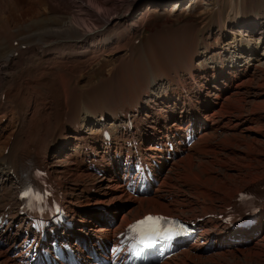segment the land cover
<instances>
[{
	"label": "bare ground",
	"instance_id": "bare-ground-1",
	"mask_svg": "<svg viewBox=\"0 0 264 264\" xmlns=\"http://www.w3.org/2000/svg\"><path fill=\"white\" fill-rule=\"evenodd\" d=\"M153 1L160 0H38L35 7L27 6L21 13L17 10L15 16L12 14L17 18L14 21H18L16 28L11 34L0 33V115L5 119L7 112L14 114L15 124L12 121L14 130L7 142L8 153L1 159L10 161L17 172L33 143L42 152L38 157L45 159L47 166L58 175L79 159L93 163L98 160L102 164L94 125L101 126L99 120L103 113L115 112L123 106H139L140 115H145L141 117L139 131H124V134L141 133L146 139L142 147L146 154L154 150L151 138L172 136L171 141L178 143L185 139L180 133L183 127L193 129L195 140L188 150L183 153L176 145L175 158L160 165L161 173L167 170L168 176L174 173L175 166L180 167L185 173L184 179L180 183L172 179L175 189L168 195L134 200L124 199L117 177L92 179L81 175L92 180L102 192H95L89 201L80 203L73 192H66V202L73 214L94 217L95 213L88 209L90 206H101L108 211V204L116 203L109 210L114 227L104 219L96 218L93 222L81 218L77 221L79 231L88 234V239L107 236L112 229L118 231L144 213H169L173 208L169 196H174L184 202L185 211L189 209L195 217L207 216L200 223L204 232L175 256L174 264H195L194 260L199 264H264V202L261 218L249 230L230 229L221 223L218 214L219 207L230 205L236 192L249 191L246 187L249 182L258 181L256 188L262 186L264 195V101L254 102L264 97L261 91L264 88V26L256 32V22L242 23L236 9L235 12L230 9L235 17L233 27L227 29L225 23L221 25L215 42H204L203 59L196 64L198 46L189 42L188 31L194 25L156 29L145 40L139 35L135 42L137 29L144 26ZM146 3L148 6L144 8ZM14 7L16 10V6L10 8ZM11 9L9 14L13 12ZM0 21L6 20L0 18ZM229 31L231 39L223 41ZM187 44L190 47L185 49ZM122 49L127 52L125 57L119 59L120 64L113 66L105 78H98L88 88L80 84L83 75L88 80L93 76L85 68L94 59ZM246 50L256 65L247 60ZM147 63L149 69L144 71ZM178 72L195 83L194 92L200 97L192 106L191 120H185L186 108L177 115L173 111L178 101L172 100L170 90L179 78ZM255 72L261 74L260 80L251 83ZM191 81L188 83L192 84ZM160 88H164L160 94L152 93ZM246 94L254 100L247 111ZM144 107L148 109L145 111ZM216 130L220 131V138L210 143L209 134L215 135ZM234 140L241 148L235 147L232 156L240 163L228 169L232 165L228 159L230 153L224 157L220 150ZM72 142L74 149L69 148ZM86 145L92 149L84 150ZM64 160H70L69 164ZM199 167L204 169L200 171ZM64 184L61 182L62 187ZM70 189H74V184ZM255 190L251 187V191ZM81 203L84 207L80 209ZM133 203L139 208L137 212L130 211ZM211 250L216 253L213 257L203 260L197 256L199 251L205 254ZM10 253L8 246L0 247V264H15Z\"/></svg>",
	"mask_w": 264,
	"mask_h": 264
},
{
	"label": "rangeland",
	"instance_id": "rangeland-1",
	"mask_svg": "<svg viewBox=\"0 0 264 264\" xmlns=\"http://www.w3.org/2000/svg\"><path fill=\"white\" fill-rule=\"evenodd\" d=\"M36 1H38V0H0V18H2L3 21L6 20L5 22L0 21V33L5 34V35L11 34V32H13V30L16 28V25L18 22V21H14V20H17V18H13L12 14L15 13L14 14V16H15L16 12H18L17 10H21L18 12V13H21L23 10H25L27 8V6L30 7V6L34 5L33 7H35L37 5ZM12 5L16 6L17 9L15 10V7L11 9L10 7H12ZM147 6H148V4L146 3L144 8ZM151 6H152V8L149 10V13L146 15L144 26L142 28L137 29L138 33H136L137 37L135 38V41L137 42V40L140 38L139 35H142V40H145L147 38L146 37L147 34H150V33H152V31H154L156 29H161L163 27L173 26V25L178 26V27H181L182 25L183 26L184 25H194L192 27V29H190L188 31L191 34L190 38H189L190 39L189 42H195L196 45L198 46V48H197L198 52H195L197 57H195V59H194L196 64H198L200 62V60L203 59L202 51L204 49V42H209V43L213 44L215 42V38L217 37L216 34L219 32L221 25H223L224 23H225L227 29L229 27H233V22L235 21V17L231 13L230 9H233L234 12L236 9V13H239L241 15L242 23L256 22V24H255V27H256L255 31L256 32L259 31V29H260L259 27H261V25L264 26V0H160L159 2H154V1L151 2V4H149V7H151ZM10 9H11V12L13 11L11 14H9ZM4 13H6L8 15H6ZM17 16H19V15H17ZM260 17L263 20L260 21L259 20ZM19 18H21V17L19 16ZM25 18H27V16L24 17L23 20H25ZM21 20H22V18H21ZM13 22L15 24H13ZM2 23H5L6 25H3ZM7 23H9V24H7ZM185 28H190V27L185 26ZM231 31H229L230 33H226L225 37L223 36V41L231 39V37H232ZM16 42H17V40L13 41L14 44H16ZM184 46H186V45H184ZM188 47H190V45L187 44L185 49H187ZM125 52L126 51L122 49L121 51L116 52L114 54H109L106 57L105 56H101V57L99 56L98 60L94 59L93 62H91V65L89 67L85 68L86 72H89V74H91V72H92L93 76L91 77L90 80H88V79H86V75H83V78L80 79L81 80L80 84L85 85V87L88 88V87L92 86V84L95 83L98 80V78L99 79L105 78L107 76L108 71L111 68H113V66L120 64L119 59L122 56L125 57ZM245 53L247 56L248 55L247 50ZM250 57H251V55H248L246 57L247 60L251 64L256 65L257 62L252 61V58H250ZM145 65H147V66L144 67V71H147L149 69L148 63ZM83 71H85V70H83ZM181 72H183V71H181ZM181 72L180 73L178 72L180 74V77L184 76L183 73H181ZM255 74L256 75H255L254 79L252 81H250L251 83H256L257 81L260 80L261 74H259L258 72H255ZM181 81H182V83H186L185 89L188 90V92H192L193 90H195V88H196L195 83H193L187 76H184V78ZM188 81H191L192 84L188 83ZM166 87L167 86L165 85L164 88H166ZM164 88H160V89L156 90V92H155V90H153L152 93L153 94L154 93L160 94L159 92H162V90ZM262 89L263 90H261V91L264 92V88H262ZM100 90H101V87H100ZM247 95H248V97H247ZM249 96H250V94H246L247 98L245 97L246 103H244L245 104L244 107H245L246 111L251 108V106H252L250 104L251 101H254V100L250 99L251 97L249 98ZM262 101H264V97L261 101L257 100L254 102H262ZM231 102H233V101H231ZM231 102H229V103L231 104ZM144 108H145V111H146V109H148L147 107H144ZM232 110H233V108L231 109V111ZM1 115H0V161H2L1 156L6 154V152L4 153L6 146H8V147L10 146V144H7V142L9 141V139L12 136V132L14 130V128H12V126L15 124L14 120H13L14 114L12 115V113L7 112V115H5V117H6L5 119H1L2 118ZM12 121L14 124L12 123ZM5 125H7L6 126L7 129L4 127ZM90 126H92V125H90ZM98 130H99V128H98ZM218 134H220L219 130H216L215 135L209 134V136L211 138L208 141L210 143L217 142V140L220 138L219 137L220 135H218ZM225 137L229 138V135H227ZM235 142H237V141L234 140L230 144V142L228 141V146H226L225 149H221L222 151L220 150V153L224 157L227 156L228 153H230L228 159H229V163H232V165L228 166V167H230L228 169H231V167H233V165L240 163V162L238 163V161H240V160L235 155L232 156V151H235V147L241 148ZM31 145L34 146V148H35V144L32 143ZM74 145L75 144L73 142L70 143L69 148L74 149L75 148ZM230 145H231V147H230ZM29 149H30V146H29ZM8 150H9V148H8ZM237 150H239V149H237ZM37 154H38V156L40 154H42L41 150H39ZM193 161L195 162V161H197V159H193ZM67 162L69 164L70 160H66V161L64 160L65 164H67ZM76 162H77V164H76ZM76 162H74V164H75L74 165L73 161H72L70 164L71 167L69 168L70 170L68 169V167H65L64 171L61 174H59V177H61L60 178L61 181L65 182L64 186L66 188H68L69 190H71L73 193L75 192V189H76L75 187L78 184L79 178H81L80 177L81 176V172H80L81 163H80V160H79V162L78 161H76ZM77 168H78V170H77ZM199 168H200V171H202L204 169L203 167H199ZM184 174L185 173L182 172V169H180V167L178 169H176V166H175V171H174V173H172L173 177H171L172 175H169L165 178L166 182L164 185L166 187H163V188H165L167 190L166 192H171L172 188L175 189L171 185L172 179L175 181L177 180L176 182L182 181L184 179L183 178ZM181 175H183V176H181ZM73 176H74V179H73ZM168 178H169V180H168ZM263 178L261 181H263ZM85 179L87 180V178H85ZM257 182L258 181L252 182V184L254 183L253 185L256 187ZM72 184H74V189H70V185L72 186ZM260 184H261V182H260ZM7 186L11 187L12 185L7 184ZM7 186H6V189H7ZM170 186H172V187H170ZM169 188H170V190H169ZM252 188H253V190L256 189L254 187H252ZM8 190L11 191V189H8ZM5 193H7V192L5 191ZM236 193H234V195ZM5 196L6 195L4 193L0 192V204L2 202V197H5ZM178 196H179V193H177V197ZM227 198L229 201L230 197H227ZM233 199H234V197H233ZM180 202L181 201H179L178 203H180ZM147 209H149V208H147ZM185 209L186 208L184 207L183 212L186 215L188 213H190L189 209H187L188 211L187 210L185 211ZM134 210H136V209H134ZM262 220H264V217L262 218ZM212 253H213V255H212ZM215 255H216V253L212 252V250H211V251H207L205 254L202 253L201 251H199L197 256H199L203 260H205L206 258H208V256L213 257ZM194 262H195V264H199L198 261L194 260ZM221 264H227V263L222 262Z\"/></svg>",
	"mask_w": 264,
	"mask_h": 264
},
{
	"label": "snow or ice",
	"instance_id": "snow-or-ice-1",
	"mask_svg": "<svg viewBox=\"0 0 264 264\" xmlns=\"http://www.w3.org/2000/svg\"><path fill=\"white\" fill-rule=\"evenodd\" d=\"M37 178H40L43 174L37 172ZM31 197L32 199L40 202L43 197L39 191H33L31 186L22 191L21 198ZM131 234L132 239L135 240L136 245L143 246L144 248H151L160 240H171L179 234L177 226L174 221L162 216H153L151 214L143 217L142 219L129 225L127 230Z\"/></svg>",
	"mask_w": 264,
	"mask_h": 264
}]
</instances>
